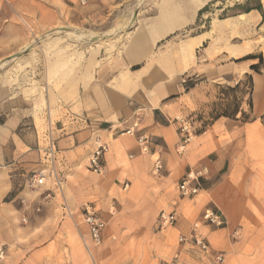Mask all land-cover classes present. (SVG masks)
Here are the masks:
<instances>
[{
  "label": "rangeland",
  "instance_id": "1",
  "mask_svg": "<svg viewBox=\"0 0 264 264\" xmlns=\"http://www.w3.org/2000/svg\"><path fill=\"white\" fill-rule=\"evenodd\" d=\"M13 1L0 0V13L6 18L5 22H0V35L9 30L24 38H13L6 44H0V51L6 48V53H0V120L9 113H20L35 123L44 151L45 187L53 181L48 172L58 160L55 141L49 138V133L71 127L78 129L81 121H93L92 113L97 105L94 90H99L108 105L114 104L110 102V96L122 98L120 105L117 104L119 107L144 105L145 110L138 114L145 116L147 108L141 97L146 96V92L160 79L168 76L163 67H172L173 58L177 55L170 50L178 51L185 41L199 35L205 41L194 50L193 58L180 55L183 69L211 62L231 45H241L246 54L229 62H248L252 59L245 58L254 57L256 64H259V58L262 59L261 65L264 63V0H209L190 25L151 49V56L139 65L150 68V72L138 82L129 74L127 47L142 35L148 19L158 14L161 0H113V5L102 6L89 5L90 0H74L75 6L67 1L34 0L39 8L44 9L43 12L53 14L55 19L51 22H41L40 18L36 19L27 11L18 13L11 6ZM132 19L134 22L130 24ZM122 27V32H116ZM66 30L79 32L83 39L66 37ZM167 46L170 50L164 59L160 53ZM208 52L212 53L210 57L206 56ZM261 65L256 71L252 70L253 73H260ZM125 79H132L131 84L123 85ZM183 84L188 91L191 85ZM254 93L255 85L249 75L233 86L216 84L209 92L208 101L196 107L187 100L188 112L177 113L173 122L180 138L176 149L178 154L200 136L207 137L210 127L220 118L235 121L237 125L254 119L261 125V156L252 151L244 162L245 177L240 188L243 215L237 227L228 232L233 249L223 264H264V115H258L254 107ZM181 120L188 124L192 135L187 142L186 135L181 132ZM134 126V129L139 128L138 124ZM50 143L53 144V160L46 155ZM150 152L143 154L149 155ZM160 153L157 150L152 158L153 168ZM86 169L92 176H97L88 169V160ZM153 174L161 176L163 167L159 174ZM202 176L200 173L198 177L200 185ZM35 190L31 187L30 194L18 200L23 207L21 215L13 217L7 228L0 231V248L3 251L0 264H122L109 257L108 249L103 250L104 243H121L124 255L126 250L135 248V232L127 230L123 224L118 230H110V219L119 212L118 200L111 191L107 199L92 196L73 206L71 192L67 190L69 195L58 196L53 201L55 206L51 204L53 214L48 225L30 231L33 216L41 217V209L46 208L37 203L36 193L31 194L30 191ZM101 190L104 192L106 189ZM175 194L178 199L189 200L182 198L177 189ZM86 203H92L107 223L100 246L92 245L81 217V207ZM227 217L230 219L228 214ZM15 226L27 228V232L15 230ZM153 231L166 235L161 256L170 259L177 248V232L158 230L156 221ZM129 254L133 255L132 252ZM30 256L34 257V263L27 261Z\"/></svg>",
  "mask_w": 264,
  "mask_h": 264
},
{
  "label": "crops",
  "instance_id": "2",
  "mask_svg": "<svg viewBox=\"0 0 264 264\" xmlns=\"http://www.w3.org/2000/svg\"><path fill=\"white\" fill-rule=\"evenodd\" d=\"M59 1H67L75 6L74 0ZM112 1L90 0L89 5H111ZM197 1L161 0L158 14L148 19L149 23L142 35L127 47L129 74L137 82L144 80L150 72V68L139 65L151 56V49L190 25L198 11L209 0L195 7ZM11 6L18 13L29 12L36 19L40 18L41 22H51L55 19L53 14L43 12L44 9L39 8V4L34 0H14ZM1 21H6L3 13H0ZM132 21L134 22V19ZM200 37H191L184 42L192 47L186 54L181 53L180 47L176 53L175 49L170 50V46L160 53L163 58L168 55L167 50L177 55L173 58L172 67H163L168 71V76L160 79L146 92V96L141 97L147 108L145 116L138 114L145 110L139 100H135V103L143 107H119L117 104L121 103L122 98L110 96V102L114 104L108 105L99 90H94L97 105L92 113L93 121H81L78 129L71 127L49 133V138L55 141L58 157L52 166L57 183L52 181L48 187L43 185L34 187L37 191H30L32 195H38L37 203L46 207L41 209V217L33 216L30 231L48 225L49 217L53 214L51 204L58 196L65 197L71 192V204L78 206L92 196L107 199L111 191L112 196L118 200L119 212L115 218L110 219V230H118L119 225L123 224L127 230L135 232L136 239L133 245L135 248L126 250L125 255L121 243H104L103 250L108 249L109 257L115 258V263L163 264L169 260L161 256L167 241L166 235L153 231L157 216L163 210L176 213L177 223L170 229L177 232L178 237L188 236L196 230L205 238L213 253L223 254L225 262L227 254L233 249L228 232L237 227L243 215L244 203L240 188L245 177L244 162L249 159L252 151L261 156V125L254 119L237 125L235 121L220 118L210 127L207 137L200 136L196 142L186 146L183 153L178 154L176 149L180 138L173 122L177 113L188 112L187 100L196 107L200 106L208 101L209 92L213 91L216 84L233 86L246 75L252 77L255 85L254 107L258 115H264V63L260 66V73H253L251 66L257 65L255 60L229 62L246 54L241 45H231L213 61L193 64L194 67L183 69L180 55L193 58L194 50L205 41V38L201 40ZM13 38L23 39L24 36L13 34L9 30L4 31L0 35V44H6L7 40ZM10 47L12 48V45ZM1 52L6 53V48ZM211 55L209 52L206 54L208 57ZM131 82L132 79H125L122 84L128 86ZM183 83L191 85L188 91ZM1 115L0 113V117ZM136 124L139 128L134 129ZM132 129L151 137L149 155L141 153L136 139L125 133ZM97 143H105L108 151L103 158L102 175L92 176L86 169V162ZM157 150L161 151L160 158L163 162L161 176L153 174L152 158ZM43 152L39 132L35 123L27 116L9 113L1 118L0 231L7 228L6 225L13 217L21 215L23 207L18 200L30 194L29 189L33 187L30 185L32 177L41 172L45 174ZM190 171H199L203 175L199 194L189 200L178 199L175 190L178 191L181 180ZM103 188L106 189L104 192L101 190ZM172 203H175V207ZM206 209L219 212L225 227L216 229L205 225L202 214ZM16 229L27 232L24 227L15 226ZM177 251L183 252V257L189 264H211L197 250L187 245L181 247L177 244L174 253ZM130 252L133 255H130ZM27 261L35 262L33 256Z\"/></svg>",
  "mask_w": 264,
  "mask_h": 264
},
{
  "label": "built area",
  "instance_id": "3",
  "mask_svg": "<svg viewBox=\"0 0 264 264\" xmlns=\"http://www.w3.org/2000/svg\"><path fill=\"white\" fill-rule=\"evenodd\" d=\"M182 121V120H181ZM183 125L181 127V132L186 135L185 142L189 141L191 138V132L187 123L182 121ZM136 127V126H134ZM126 134L134 136L136 138V142L141 150V153H149L150 152V144L151 138L146 133L142 131L134 132L132 130L125 131ZM53 144L50 143L47 156L53 160ZM108 151V147L105 143H97L94 150L88 157V169L96 174L100 175L103 173V158ZM162 161L158 157L154 161L153 172L155 174H159L162 169ZM200 172H188L183 179L181 180L178 186L179 195L182 198H193L200 191V184L198 177ZM48 177L52 178L54 182L57 183L56 174L53 168L48 172ZM45 176L43 172L38 175H34L31 179V186L33 187H41L45 185ZM126 187V186H125ZM113 210V208H111ZM81 217L84 224L87 226L88 234L92 245L100 246L103 242V234L106 229L107 223L101 217L99 211L92 203H86L81 207ZM202 221L205 225L210 226L212 228L220 229L225 226V222L219 212L206 209L202 214ZM177 223V215L173 211H161L159 212L156 220V227L160 231H164L170 228L175 227ZM178 245L183 247L185 245L189 246L191 249L197 250L200 255L210 262L211 264H223L224 256L221 253H213L210 249L208 243L205 238L200 235L196 230H193L188 236H180L178 237ZM3 254L2 249L0 248V255ZM164 264H189L185 261L183 257V252L177 251L167 262Z\"/></svg>",
  "mask_w": 264,
  "mask_h": 264
},
{
  "label": "bare ground",
  "instance_id": "4",
  "mask_svg": "<svg viewBox=\"0 0 264 264\" xmlns=\"http://www.w3.org/2000/svg\"><path fill=\"white\" fill-rule=\"evenodd\" d=\"M207 0H198L197 3L195 4V7L198 6V5H202L206 2ZM132 20H131V23L132 24ZM124 29V27L122 28H119L116 32L120 33L122 32ZM65 34L67 35L66 37H69L71 38L72 36H74V38H76V40H82L83 39V35H81L79 32L77 31H73V32H70V31H64ZM192 49L191 46L187 45V44H183L181 47H180V50H181V53L183 54H186L187 52H190ZM184 147H181V149H183ZM223 209V207H221Z\"/></svg>",
  "mask_w": 264,
  "mask_h": 264
},
{
  "label": "trees",
  "instance_id": "5",
  "mask_svg": "<svg viewBox=\"0 0 264 264\" xmlns=\"http://www.w3.org/2000/svg\"><path fill=\"white\" fill-rule=\"evenodd\" d=\"M245 59H247V60H248V59H252V60H254L255 58H254V57H249V58H245ZM261 64H262V59L259 58V64L251 66V70L256 71L257 68H258V66L261 65Z\"/></svg>",
  "mask_w": 264,
  "mask_h": 264
}]
</instances>
